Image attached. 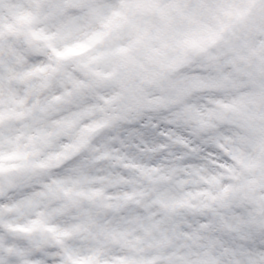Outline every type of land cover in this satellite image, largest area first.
<instances>
[{
    "label": "clouds",
    "instance_id": "obj_1",
    "mask_svg": "<svg viewBox=\"0 0 264 264\" xmlns=\"http://www.w3.org/2000/svg\"><path fill=\"white\" fill-rule=\"evenodd\" d=\"M0 264H264V0H0Z\"/></svg>",
    "mask_w": 264,
    "mask_h": 264
}]
</instances>
